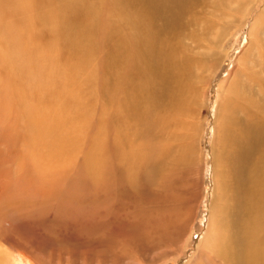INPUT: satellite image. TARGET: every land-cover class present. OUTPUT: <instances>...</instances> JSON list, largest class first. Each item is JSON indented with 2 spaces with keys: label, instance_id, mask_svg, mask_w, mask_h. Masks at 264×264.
<instances>
[{
  "label": "rangeland",
  "instance_id": "rangeland-1",
  "mask_svg": "<svg viewBox=\"0 0 264 264\" xmlns=\"http://www.w3.org/2000/svg\"><path fill=\"white\" fill-rule=\"evenodd\" d=\"M196 4L194 13L182 20V24L171 35L167 44L170 50L168 57L171 61L168 67H173L177 71V88L181 92L172 100L164 84L160 87L157 85V90L151 87L152 93L146 101V107H143L145 101L139 103L135 98V103H132L130 98H127L129 91L111 92L109 86L114 73H107L108 69L105 68L108 41L100 36L98 42L94 43L95 50L88 49V41L83 36L81 27L82 24L83 27L85 25L84 18L76 11L79 10L78 3L70 0H0V16L7 17L6 23H10L9 19H17L21 15L26 17L27 24L21 31H24L23 37L29 40L28 45L33 49L28 52V60L35 65L34 67L24 65L23 71L18 70L20 65L14 62L9 52V45L0 34V87L2 86L0 97L7 94L4 88L5 81H12L20 89L17 96L14 94V97L6 98L8 100L7 103L5 101L6 109H0V229L20 225L22 234L25 233L27 237L26 239L23 237L25 243L32 245L31 242L35 239L34 242L39 247V254L34 253L33 257H38L46 264L48 259L45 257L52 251L51 246H53V243L47 245V242L41 238L33 237L25 225L21 224V219L30 211V207L36 208L42 201L40 177L43 179L46 172L55 170L72 172L78 165L80 170L87 169V145L95 139L92 137L102 133L105 138H115L120 147L129 144L134 137L132 131L136 124L134 116L139 113L148 123L144 128H150L143 135L142 141L135 143V146L143 145L142 147L147 148L146 152L151 153L148 149L165 143L164 165H159L157 168L170 166L171 171L179 176L175 180L180 188H183L182 191L189 194V200L184 203L185 207L183 205L181 208L177 207V216L185 217V211L189 219L186 223L185 218H180L182 219L180 225L184 226H180L179 242L169 250L166 249L169 257L164 261L156 256L159 251H148L137 246L141 254L139 257L119 256L120 260L117 261L114 256L102 250L97 251L98 256L92 253V258L90 257L92 262L86 264H162V262L169 264L171 258L181 253L185 242L190 244L189 248L176 264H185L191 255H193L192 262L190 260L189 264L202 258L205 264H225V261L218 256V258L213 257L220 236L216 237L215 243L208 241V245L205 246L208 234L212 233L214 227L212 220L216 217L221 221L224 216L220 214L217 206L228 205V201L220 200V182L225 176L222 174L220 177L216 130L219 119L226 114H229L230 119L235 117L237 123L245 120L248 117L245 100L249 96L256 97V94L261 92L256 86V81L249 79V74L255 73L261 79L264 78V0H198ZM62 16L65 17L63 24ZM99 17L101 24L104 22L105 26L107 17ZM235 83L237 94H241L242 101L236 98L234 104L237 107L235 105L234 108L229 107L223 115L221 113L224 110L223 102L230 100L231 97L229 98L230 95L227 94ZM30 108L42 113L43 111L50 113L49 120L59 127L61 133V138L57 139L59 147L63 145V134L73 136L75 140L70 139L69 144H66L70 146L69 160L64 155L58 160L56 156L47 152L43 140L39 138L40 145H37L38 139L33 140L36 135L31 136L30 133H33L32 128L38 120V114L36 113L31 119ZM78 127L80 132L76 131ZM126 139L128 141H125ZM213 146L216 152L213 151L215 154L212 164ZM38 150H41L40 156L36 155ZM34 162L38 164L35 168ZM158 163L159 161L155 165ZM247 163L245 160L240 161L237 165V178L233 176L234 180H238L240 193L245 188L243 181H245ZM211 164L214 166V171L218 170L214 174ZM151 167L152 164L147 163L144 170L148 171ZM28 173H33L34 176L27 177ZM226 179H229L232 185L230 174L226 175ZM80 184L83 185V189L86 185L87 190L84 197L78 199L79 202L82 201V211H95L94 208L99 211L106 208L101 203H93V206L89 207V201L94 198L92 194L94 186L90 178H85ZM212 184L213 192H211ZM140 185L141 183L137 181L135 194L140 191L137 190L140 189ZM146 188L150 189V192L155 189L152 186ZM137 197L142 206L145 204L144 207L151 209L152 203L146 202L142 196ZM53 205L54 203L51 202L50 206ZM127 205L135 209L133 204ZM211 208L218 216L214 215L213 218L212 215L209 216ZM228 208L226 207V211ZM121 215L123 221L120 226L122 228L125 226L126 231L127 227L131 226V220L127 218L128 211L123 209ZM240 219L241 214L238 212L236 220ZM51 227L59 228L56 220ZM63 229L67 230V226ZM129 233L127 232L126 235ZM203 235V241L198 246ZM100 237V241L104 243L103 247L113 242L119 248L125 240L118 238L117 234L109 237L105 234ZM135 239L133 241L137 243ZM137 239L143 240L141 233L137 235ZM65 242L69 244L71 240L66 239ZM213 244H216L214 250H212ZM245 244V237L238 226L230 249L239 261L241 252L244 256L240 247L242 249ZM80 249L72 250L71 245H59L55 251L67 254L72 252V256H69L70 260L66 256L62 260L63 263L73 264L74 261V264H85L80 258L82 255ZM0 252L4 254V257L0 258L1 264H26V257L29 256L8 250L7 245L2 241H0ZM22 259L25 261L23 262ZM51 260L56 258L52 257Z\"/></svg>",
  "mask_w": 264,
  "mask_h": 264
},
{
  "label": "bare ground",
  "instance_id": "bare-ground-1",
  "mask_svg": "<svg viewBox=\"0 0 264 264\" xmlns=\"http://www.w3.org/2000/svg\"><path fill=\"white\" fill-rule=\"evenodd\" d=\"M70 1L78 3L79 10H76L77 8L75 10L78 11L77 14L83 15L85 25L83 27L82 24L81 27L83 28V36L88 41V49L95 50L94 43L98 42L100 36H103L104 40L108 41L105 68L106 70L108 69L107 73H114L109 86L112 93L129 91L127 94L129 97L127 98H130L132 103H135V98L138 99L139 103L145 101L143 102V107H146V101L150 97V93H152L151 87H155L157 90V85L160 87V85L164 84L172 100L175 99L177 93L179 95L181 91L177 88V71L172 66V68L168 67L171 61L168 57L170 50L167 44L172 37L171 35L182 24V20L194 13L193 9L197 6L196 2L198 0ZM22 16L17 19H9L10 23H6V16H0V34L4 36V40L9 45V52L12 54L14 62L21 67L17 69L23 71L24 65L27 67H34L35 65L31 60H28V52L33 49L28 45L29 40L24 39L22 34L24 31H21L27 24L26 17ZM99 16L107 17L105 26L104 22L101 24ZM62 18L63 24L65 17L62 16ZM109 23L110 25L108 26ZM249 77L251 81H256V86L261 92L257 93L256 97L249 96L245 100L248 117L237 123L235 117L230 119L229 114L225 113V111L229 110V107L235 105L234 100L236 98L238 100L241 99V94H237L235 83L230 87L227 94L230 95V100L223 102L224 110L221 113L223 115L225 113L226 116L224 115L219 119V125L216 130L218 137L216 141H218L219 147L217 159L220 163V177L222 174L225 176L220 182V191L222 192L219 191L220 200L228 201V205L217 206L220 209V214L224 216L221 221L220 219L217 220L216 217L212 220L214 221V227L212 233L208 234L205 246L208 245V241L215 243L216 237L220 236V240L217 242L218 247L214 251L213 257H219L225 261V264H238V262L239 264H264V78L261 79L255 73L249 74ZM4 88L7 94L2 96V98L0 97V109L2 108L3 110L6 109L5 101L6 103L8 102L6 98L14 97V94L17 96V93L20 92L19 87L9 80L5 81ZM158 95L160 96V94ZM26 109L28 110V108ZM29 111L31 119L35 117L36 113L38 114V120L32 128L33 133H30L31 136L36 135L33 140L38 139L37 145H40V138L43 140V146L49 154H53L58 160L64 155L69 160L71 156L70 146L66 144H69L70 139L72 141L75 140L72 138L73 136L70 137L63 134V145L59 147L57 139L61 138V133L59 132V127L49 120L48 116H50V113L48 115L44 111L42 113L34 108H30ZM81 115L84 116V114ZM143 117L139 113L134 116L136 120V124L132 128L134 137L129 144L120 147L115 138H105L102 135L103 133L97 135V137L94 136L92 138L95 139L86 148V151H88L87 169L80 170L78 165L72 172H59L58 170L46 172L43 179L40 177V181L38 180L43 191L42 201L36 208L30 207V211L21 219V224L25 225V228L29 230L33 237L41 238L47 242V245L53 243V246H51L52 251L45 257L48 259L46 264H69L68 262L63 263L62 260L66 256L69 259V256H72V252L67 254L62 251H55L59 248V245H71L72 250L81 248L82 255H80V258L86 264L87 262H92L90 260L92 253L98 256L99 253L97 251L102 250L114 256L117 261L120 260L118 259L119 256L122 258L139 257L141 254L137 246L148 251H159L160 253L158 252L156 256L164 261L169 257V252L166 249L169 250L179 242L178 233L180 226H184L183 224L180 225L182 220L180 218H185L187 223L189 215L184 211L185 217L180 215L179 218V215L177 216V207L181 208V205L184 206V203L188 202L189 194L187 195L182 191L183 188H180L181 186L175 180L179 176L174 171H171L170 166L157 168L159 165H164L165 143L164 145H158V147L151 146L153 148L148 149V151L151 150V153H147V148L142 147L143 145L135 146V143L142 141L143 135L150 128H144L148 123ZM228 118L231 120V125ZM110 124L112 125L111 121ZM103 126L101 127L104 128ZM78 129L80 128L78 127L76 131L80 132ZM27 131L29 133V130ZM106 134L108 135V133ZM112 135L115 136V134ZM125 141L128 140L126 139ZM213 151L216 152L214 146L211 157L212 164L213 155L215 154ZM36 155L40 156L41 150H38ZM242 160L248 163L245 174L246 182L243 181L245 188L240 193L237 184L238 180H234L233 176L235 179L237 178V165ZM158 161L159 163L155 165ZM215 161L216 156L214 163ZM35 162L37 163V161ZM35 162L34 168L38 165ZM147 163L152 164L148 171L144 170ZM212 164L210 166L214 174L218 170L214 171ZM33 173H28L27 177L32 178L35 174ZM229 174L232 178V185H230L229 179H226V175ZM85 178H90L94 186L92 190L94 198L91 199L92 203L89 201V207L93 206V203H101L106 206L105 209L102 207L103 209L98 211L94 208L95 211L88 210L87 212L81 210L83 204L78 199L79 197H84L87 192L86 185H84L85 189H83V185L80 184ZM137 181L141 185L140 189H137L140 191L135 194L134 189L136 190ZM211 181L213 182L212 177ZM146 186H152L155 189L150 192V189H147ZM211 190L213 192V184L211 185ZM137 196H142L146 202L152 203L151 209L144 207L145 204L142 206ZM51 202L54 203L53 206H50ZM209 202L211 206V199ZM128 203L133 204L135 209L129 208ZM226 207H229L227 211ZM113 209H115L114 212ZM123 209L128 211L129 215L127 218L131 220V226L130 228L127 227L126 231L125 226H123L124 228L120 226L123 221V216L121 215ZM213 211L215 210L211 208L209 216L212 215V218L214 215L218 216ZM238 212L241 214V219L237 221L236 214ZM54 220L57 221L59 228L51 227ZM66 226L67 230H64L63 228ZM71 226L72 229H70ZM238 226H240V232L246 240L244 247L242 249L240 247V251L242 250L244 253L243 256L241 252L240 261L230 249L233 243V235ZM136 227L137 229H135ZM221 229L223 230L222 234ZM22 232L20 225L0 229V241L7 245L8 250L29 255L26 257V264H45L38 257H33L32 255L34 253L39 254V247L35 244V239L31 242L33 243L32 245L25 243L23 237L25 239L27 237ZM127 232H130L129 235H126ZM139 233H141L143 240L137 239ZM105 234L108 237L117 234L118 238L125 240L119 248L113 242L105 244L106 247H103L104 243L100 241V236ZM203 238L204 235L198 246L203 241ZM66 239L71 240V242L67 244L65 242ZM189 245L185 242L181 253L179 252L175 257L171 258L169 264H176L181 257L183 258L184 252L189 248ZM215 246L216 244L214 247L212 246V250H214ZM2 256L4 257V254L0 252V258ZM52 257H55L56 260H51ZM192 257L193 255L184 263L189 264ZM202 260L204 259L195 260L193 264H205ZM22 261L24 262L25 260L22 259ZM72 263L74 264V261Z\"/></svg>",
  "mask_w": 264,
  "mask_h": 264
}]
</instances>
